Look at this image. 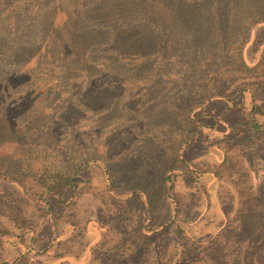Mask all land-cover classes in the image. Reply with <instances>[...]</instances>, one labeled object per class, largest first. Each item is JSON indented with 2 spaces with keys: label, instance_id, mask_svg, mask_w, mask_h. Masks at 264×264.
I'll return each mask as SVG.
<instances>
[{
  "label": "rangeland",
  "instance_id": "374dc122",
  "mask_svg": "<svg viewBox=\"0 0 264 264\" xmlns=\"http://www.w3.org/2000/svg\"><path fill=\"white\" fill-rule=\"evenodd\" d=\"M32 1L34 15L30 3L8 13L24 16L23 33L2 32L8 46L26 44L28 28L40 41L37 18L56 0ZM224 15L221 39L201 53L210 75L156 61L112 86L98 69L113 101L63 121V136L52 116L62 88L31 86L56 69L25 68L9 89L11 121L35 129L11 136L19 153L0 148V264H264V143L251 131L253 121L264 130V0H229ZM56 170L78 172L72 195L45 193L40 179Z\"/></svg>",
  "mask_w": 264,
  "mask_h": 264
},
{
  "label": "trees",
  "instance_id": "16d2710c",
  "mask_svg": "<svg viewBox=\"0 0 264 264\" xmlns=\"http://www.w3.org/2000/svg\"><path fill=\"white\" fill-rule=\"evenodd\" d=\"M205 1L213 2V6L209 4L205 8ZM25 3L31 4L25 12L30 16L40 6L32 0H0V54H4L2 60L9 67H16V70L6 69L0 64V148L8 144L18 153L19 143L14 139L35 126L34 119L26 125V120H18L19 117L15 124L11 121L18 110L10 106L9 89L17 85L24 71L27 72L25 68L33 71L38 66L48 65L56 69L50 82L35 80L31 86L45 85L42 87L45 92L52 88L49 84L56 83L63 95H68L64 101L59 94L53 103L52 116L58 117L63 136L67 133L63 121L74 123L73 118H85L97 110L99 104L110 101L109 90L94 78L98 69L112 71V86L147 76L160 61L171 62L170 69L183 68L194 75L204 70L210 75L211 67L202 66L210 60L207 57L201 60V53L212 51L210 43L208 46L206 43L210 42V36L221 39L224 29L221 30L219 24L229 6V0H56L53 8L44 10L37 18L40 41H34V32L28 28L26 44L10 47L2 32L6 28L11 33H21L24 16L18 12L8 13ZM103 43L106 45L102 48ZM101 61H106L107 67L97 66ZM72 92L81 94L78 100L71 97ZM207 98L212 99V96L202 99ZM127 99V103L136 101L130 96ZM142 99L143 96L140 101ZM253 108L261 113L260 106ZM48 128L52 132L51 124ZM251 131L264 143L261 125L253 121ZM88 161L92 160L85 163ZM77 173L56 170L50 182L40 179L39 183L45 193L62 199L66 194H73Z\"/></svg>",
  "mask_w": 264,
  "mask_h": 264
}]
</instances>
